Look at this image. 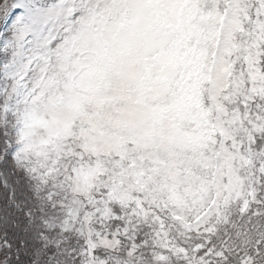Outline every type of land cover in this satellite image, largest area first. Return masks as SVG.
I'll list each match as a JSON object with an SVG mask.
<instances>
[{
	"label": "snow or ice",
	"instance_id": "snow-or-ice-1",
	"mask_svg": "<svg viewBox=\"0 0 264 264\" xmlns=\"http://www.w3.org/2000/svg\"><path fill=\"white\" fill-rule=\"evenodd\" d=\"M0 264H264V0H0Z\"/></svg>",
	"mask_w": 264,
	"mask_h": 264
}]
</instances>
